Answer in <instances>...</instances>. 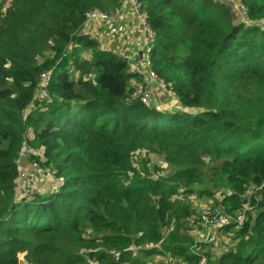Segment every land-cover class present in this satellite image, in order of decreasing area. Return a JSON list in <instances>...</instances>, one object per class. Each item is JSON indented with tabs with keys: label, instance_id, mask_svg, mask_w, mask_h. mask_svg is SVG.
Masks as SVG:
<instances>
[{
	"label": "trees",
	"instance_id": "trees-1",
	"mask_svg": "<svg viewBox=\"0 0 264 264\" xmlns=\"http://www.w3.org/2000/svg\"><path fill=\"white\" fill-rule=\"evenodd\" d=\"M139 1L154 34L150 68L175 107L134 98L126 59L83 32L87 12L122 0H11L4 10L0 0V264H144L133 247L200 264L210 254L189 250L193 212L179 197L220 186L226 214L253 204L245 191L264 183V0H238L246 22L225 2ZM43 73L51 103L34 96ZM27 136L56 189L17 195ZM137 152L168 171L139 172ZM256 209L236 231L241 248L213 264H264V187Z\"/></svg>",
	"mask_w": 264,
	"mask_h": 264
},
{
	"label": "rangeland",
	"instance_id": "rangeland-1",
	"mask_svg": "<svg viewBox=\"0 0 264 264\" xmlns=\"http://www.w3.org/2000/svg\"><path fill=\"white\" fill-rule=\"evenodd\" d=\"M11 0H1V4L3 7V10L9 6ZM225 2L228 6L231 7L233 16L236 21L239 22H246V14L244 12V7L241 5V3L238 0H225ZM128 7V6H126ZM129 8V7H128ZM130 9V8H129ZM109 15H111L112 19L108 22V27L111 31L112 35H116V33L122 31V25L118 20H114L115 13L106 12ZM114 20V21H113ZM141 27V26H140ZM109 31H105V35H108ZM95 35V34H94ZM106 41H109L107 38ZM123 54V53H122ZM141 56L143 57V52H141ZM127 56L126 54H123ZM140 77V76H139ZM141 80V78H140ZM153 85L156 86L158 94L160 97L157 98L156 95L153 92ZM152 87L150 88V98H149V104H153L159 107L162 106H168V107H175L177 105V100L172 97L171 95H167L161 87L154 83ZM140 87V84L135 87L137 89ZM29 157L25 160V164L29 165L30 168L24 169L27 172V179L26 181H20L19 182V190L17 192V195L19 193H24L23 190L26 191L25 186H28V190H32L40 193H45L48 191H52L57 188L58 184L57 181H55L54 177L51 174L46 173L41 168H33L32 164H38L41 163L42 158L39 159L38 162H36V158L40 157V150L36 149L34 146H29ZM136 157L133 161V164L135 168L141 172L142 168L144 167L145 170L149 171V174H153L155 170L159 171L161 174H165V172L168 171L167 165L162 161L161 158H159L156 155L153 154H145L144 152H137ZM22 164H20V168H22ZM39 165V164H38ZM23 169V168H22ZM220 183V182H218ZM205 188H209V186H205ZM198 188H196L195 191H197ZM202 189V188H201ZM213 191L212 196H196V193L194 195L189 196V199L183 200L181 197L179 199L181 202H186L189 204V206L192 209L193 212V218L189 221L183 222V225L185 227V235L187 238H189L192 241L191 247H189V250L191 252H195L201 255L210 254V257H202L203 260L200 262V264H213L214 261L219 257L221 254H226L230 251H237L241 248L240 244L242 241H246V238H238L236 236L235 230H199L197 229L198 224V218L200 219V216L203 215L208 210H216L217 208H223L220 205L222 204L223 195L227 194L228 191L225 187H220L218 189H211ZM249 219H254V216H249ZM206 235H209L208 239L204 240V237ZM88 236H99V234L92 233L91 231H88L86 233V237ZM134 248V247H133ZM136 257H139L141 261H143L144 264H190L183 262L181 259L177 258L176 256L169 254L167 252H162V255H150L148 258L141 257L138 253V250L136 254H133ZM21 259V257H20ZM22 260V259H21ZM89 264H93L92 261L89 262Z\"/></svg>",
	"mask_w": 264,
	"mask_h": 264
},
{
	"label": "built area",
	"instance_id": "built-area-1",
	"mask_svg": "<svg viewBox=\"0 0 264 264\" xmlns=\"http://www.w3.org/2000/svg\"><path fill=\"white\" fill-rule=\"evenodd\" d=\"M217 2H223L225 0H214ZM233 1V0H232ZM128 6L130 8V11H132L139 19L141 23V27L143 29V32L145 34V39H143L141 44V49L143 52L142 57V63L144 67L146 68V71L144 73H141L138 69L134 68L132 69L129 67V72L137 74L139 77V80L136 81L137 83L135 86H133V92L132 96L134 98H137L140 100V102L144 105H148L149 98H150V88L154 83H157L163 92H165L167 95H172V91L169 89V87L163 82L160 81L155 72L151 70L150 68V50H151V43L154 38V34L152 30L149 27V24L146 19V12L144 10V7L142 3L139 0H122L121 7L124 8ZM112 17L108 13L100 12L98 10H91L86 13L85 15V25L91 24V23H108L111 21ZM125 58V57H123ZM126 59V58H125ZM127 61V60H126ZM129 66V65H128ZM141 78V80H140ZM50 80V74L43 73L39 77V84L36 86L35 89V98L38 101L45 102V103H51V99L48 96L46 89L48 86V82ZM140 84V87L135 89L136 86ZM32 108V105L29 106L28 110ZM31 140L30 136H27L23 142V145L21 147L20 153L18 155V158L16 160L19 174L18 178L16 180L17 185V192L19 190V182L20 181H26L27 179V172L20 168V164L24 163L25 160L29 157V145L28 142ZM28 141V142H27ZM33 168H40L41 167L38 164H32ZM48 174H51L48 169L43 170ZM264 187V183L259 187H252L250 186L244 193V199L249 200L250 197L254 201L253 204L249 205L246 204L243 209L240 212H233L232 214H226L224 212L223 208H217L216 210H208L203 215L200 216V219L198 218V224L197 229L205 231V230H220L230 224H232V230L237 231L240 229L245 223L248 222L249 216H254L257 213V206L262 201V190ZM26 191L22 193L23 195H30L32 193V190H28V186H25ZM249 214V216H248ZM209 235H206L204 237L205 239H208ZM131 251L136 254L137 249L132 248ZM108 254L112 257L113 261L115 263H120V257L121 254L118 251H109ZM172 264V263H171Z\"/></svg>",
	"mask_w": 264,
	"mask_h": 264
},
{
	"label": "crops",
	"instance_id": "crops-1",
	"mask_svg": "<svg viewBox=\"0 0 264 264\" xmlns=\"http://www.w3.org/2000/svg\"><path fill=\"white\" fill-rule=\"evenodd\" d=\"M114 20H118L122 25V31L112 35L108 23H91L83 27V32L94 38L104 49L113 50L118 56L125 57L129 67L136 68L141 73L146 71L142 63V49L141 44L145 39V34L140 23V19L132 12L128 7H120L110 13H115ZM113 20V21H114ZM105 31H109L108 35H105ZM95 34V35H94ZM109 41H106V39ZM126 54L127 56L123 55ZM137 82L131 81V87L135 86ZM153 92L157 98L161 94H158L157 88L153 85ZM41 152V150H40ZM30 168L25 162L22 165L23 169Z\"/></svg>",
	"mask_w": 264,
	"mask_h": 264
}]
</instances>
